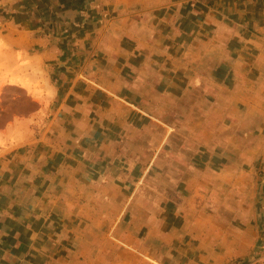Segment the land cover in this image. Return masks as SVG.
I'll return each mask as SVG.
<instances>
[{
    "label": "crops",
    "instance_id": "0c3cea01",
    "mask_svg": "<svg viewBox=\"0 0 264 264\" xmlns=\"http://www.w3.org/2000/svg\"><path fill=\"white\" fill-rule=\"evenodd\" d=\"M10 84L38 105L0 129V264H222L254 246L264 0H0ZM45 109L42 131L11 133ZM191 122L174 137L192 153L158 148Z\"/></svg>",
    "mask_w": 264,
    "mask_h": 264
},
{
    "label": "rangeland",
    "instance_id": "374dc122",
    "mask_svg": "<svg viewBox=\"0 0 264 264\" xmlns=\"http://www.w3.org/2000/svg\"><path fill=\"white\" fill-rule=\"evenodd\" d=\"M38 103L35 102L31 97L30 94L25 90L23 87L18 85H5L4 88L0 92V129L9 121L16 119L19 117H29L30 114L36 112V107ZM186 110H179V115L183 114ZM178 110H167L165 112V116H169L170 119L173 117V113L176 115ZM192 112V111H191ZM39 116L41 117L40 122L36 123L35 121H30V123H19V120L16 123V126H14L10 131L11 133L16 137L20 134H24L28 132L29 130L36 134L46 126L45 123L48 122L50 118V109L40 110L38 111ZM49 114V115H48ZM177 116V115H176ZM169 119V118H168ZM177 119V118H176ZM155 128V126H153ZM151 128H149L150 130ZM164 130L166 133L167 139H165L162 142H158L157 146L159 149H161L163 152L166 150H169L171 148H180V149H186L188 151H191L192 153V140H184V139H175V134H180L182 136H188L189 133H192V122L190 125L188 124H181L177 125L175 123L171 124H165ZM151 132V130H150ZM145 144H148L147 141L144 142ZM151 145V143H149ZM162 156H155L151 159L149 163L156 164L157 160L159 165L166 164L171 165V161L174 160L173 157L170 158H164ZM135 160L137 158H134ZM160 160H163L164 163L160 162ZM192 162V157L190 158ZM140 163V162H139ZM136 165L137 171L134 173L135 178L140 175V172L142 170V167L144 165L143 162L141 164ZM158 165H153L149 171L144 173V179L147 177H155L158 173L157 171H161V167H157ZM148 167V166H147ZM148 170V169H147ZM165 170L170 171L168 168H165ZM259 171V172H258ZM257 173L252 174L250 173L248 175V185L249 189H245L246 192V198L248 200L254 201L253 209L254 211L260 210V220L256 223L258 228L260 229V233L258 237H256L253 240V245L249 246V249L247 252H233L228 255V260L223 261L222 264H264V170L260 169ZM146 175V176H145ZM166 176L168 175V172L166 171ZM235 177L233 175L230 176L229 180H234ZM140 180H143L142 176ZM146 180V179H145ZM127 193H130L131 190H126ZM138 191L139 193L145 192L144 195L150 196L152 193H158L157 190L152 189H134L132 190V195H134ZM160 191V190H159ZM165 196L166 197H172L173 190L172 189H165ZM167 202V201H166ZM244 240V238H240ZM239 239V240H240ZM240 240V241H242ZM238 245V244H236ZM167 251V260L171 261L173 257V251L170 248H166ZM137 256L143 257L145 260H149L146 256H143L141 253L136 252ZM151 261V260H150Z\"/></svg>",
    "mask_w": 264,
    "mask_h": 264
}]
</instances>
